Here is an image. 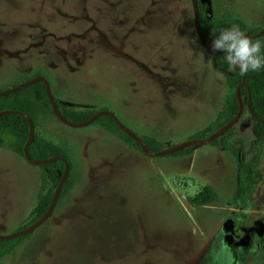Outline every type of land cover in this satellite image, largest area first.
<instances>
[{
  "label": "rangeland",
  "instance_id": "rangeland-1",
  "mask_svg": "<svg viewBox=\"0 0 264 264\" xmlns=\"http://www.w3.org/2000/svg\"><path fill=\"white\" fill-rule=\"evenodd\" d=\"M213 1L249 29L264 22V0ZM34 75L60 101L124 114L128 124L114 117L135 134L173 144L202 128L227 95L199 46L189 0H0V90ZM55 121L43 139L63 149L80 181L73 172L49 217L0 264H264L254 238L236 249L220 241L230 211L244 224L264 223L260 171L236 209L235 159L219 148L206 143L189 155L148 157L97 125ZM234 130L246 155V114ZM39 170L0 148V235L25 222ZM204 185L215 201L196 207L190 198Z\"/></svg>",
  "mask_w": 264,
  "mask_h": 264
},
{
  "label": "trees",
  "instance_id": "trees-1",
  "mask_svg": "<svg viewBox=\"0 0 264 264\" xmlns=\"http://www.w3.org/2000/svg\"><path fill=\"white\" fill-rule=\"evenodd\" d=\"M196 5L200 31L204 41L208 43L221 31L230 28L234 24L239 25L241 30L247 35H253L260 28L264 27L263 22L260 28L255 27L249 29L238 19L223 17L219 13L218 7L216 8L213 0H196ZM251 38L253 41L259 40L261 42V54L264 55V33L258 37ZM225 55L224 52L215 51L212 55H209V58L213 59L215 63L213 69L220 72L223 76V81L227 88V95L213 119L206 126L190 134L186 139L207 136L222 126L236 113L237 100L234 89L243 76L244 84L239 87V97L242 104V112L239 117H241L243 112L251 113L250 131L252 138L246 143L247 154L245 155L243 153L242 141L235 136L236 130L234 128L238 121L225 130L219 137L207 143L214 148L225 151L231 156L233 155L236 164L234 181L237 186L233 197H243L254 189L256 175L258 173V163L264 153V68H261L257 72L249 71L241 75L239 68L230 70ZM54 101L59 113L72 123H80L97 111L91 105L68 103L56 98H54ZM247 104L249 108H247ZM1 110H14L26 114L31 119L33 127L44 123L50 117L56 119L49 106L44 86L39 81L17 91L0 95ZM91 124L97 125L119 139L126 148L140 151L139 146L115 125L111 117L105 115L100 116L89 123V125ZM27 132V122L21 115L7 113L0 116V148L8 149L23 159L22 146L27 138ZM138 136L153 151H158L173 145V143L161 141L150 136ZM26 150L32 159L39 160L49 157H62L67 161L63 149L44 140L36 133L35 129ZM238 151L242 152L241 159L239 160L236 158ZM191 152L192 147L188 146L169 154V156H184L189 155ZM38 167L40 170L35 203L26 216L25 222L18 229L28 226L46 210L53 189L62 172L63 164L59 159H55L49 163L38 165ZM68 178L69 174L64 180L61 189L66 185ZM214 201L215 196L209 185H204L198 193L190 198V202L196 207L210 205ZM29 235L9 240H0V257L16 251L27 240Z\"/></svg>",
  "mask_w": 264,
  "mask_h": 264
},
{
  "label": "water",
  "instance_id": "water-1",
  "mask_svg": "<svg viewBox=\"0 0 264 264\" xmlns=\"http://www.w3.org/2000/svg\"><path fill=\"white\" fill-rule=\"evenodd\" d=\"M190 2V7H191V13H192V22H193V29H194V33L195 36L199 42V44L201 45V47L205 50V52L208 55H212L215 51L212 50L211 48V42H206L203 39L202 33L200 31V27H199V21H198V11H197V5H196V0H189ZM262 33H264V27L260 28L255 34L253 35H247L250 38L251 37H258L260 36ZM220 34V33H219ZM218 34V35H219ZM217 35V36H218ZM211 64L214 67L215 63L213 61V59H211ZM42 82L43 86H44V91L49 103V106L51 108L52 114L53 116L61 123L67 125V126H72V127H80V126H84L87 125L89 123H91L92 121H94L95 119H97L100 116H109L113 119L115 125L123 132L125 133L132 141H134L138 146L139 149L141 151L142 154H144L145 156L148 157H156V156H166L169 154H172L176 151H179L181 149H184L188 146H191L192 148H197L201 145H204L206 143H208L211 140H214L215 138L219 137L225 130H227L229 127H231L239 118V115L241 113L242 110V104H241V100L239 97V87L242 86L244 84L243 82V76L242 79L236 84L234 92H235V97L237 100V110L236 113L227 121L225 122L222 126H220L218 129H216L215 131H213L212 133L208 134L207 136H204L202 138H197V139H189V140H183L179 143L173 144L172 146L168 147V148H164L158 151H153L151 150L140 138L137 134H135L134 132H132L130 129H128L127 127H125L124 125H122L115 117L114 115L106 110V109H102V110H97L93 115H91L89 118H87L86 120L80 122V123H72L68 120H66L58 111L56 103L54 101L53 96L51 95V92L49 90V86H48V82L47 80L41 76V75H36V76H32L30 78L25 79L24 81L11 86L9 88H6L4 90H0V95L2 94H7V93H11L14 91H17L23 87H26L32 83L35 82ZM247 108H249V105L247 104ZM7 113H16L21 115L27 122V127H28V132H27V138L22 146V157L23 159L32 165H42V164H46L51 162L52 160L55 159H59L62 164H63V168H62V172L59 176V179L53 189L49 204L46 208V210L43 212V214L38 217L35 221H33L32 223H30L28 226L24 227V228H20L16 231H13L9 234L6 235H0V240H9V239H13L16 237H20V236H25L30 234L35 228H37L41 223H43L50 215V213L53 210V207L55 205V202L58 198L59 192L61 190V187L63 185L64 180L66 179L67 175H68V171H69V167H68V163L66 161L65 158L62 157H49L46 159H32L29 157V155L27 154V146L30 143L32 136H33V132H34V127L32 124L31 119L24 113L19 112V111H14V110H1L0 111V116L7 114ZM252 227L254 230H256L258 235H262L264 234V223L260 220V218L255 219L252 222ZM230 229H231V225L229 223H225L223 225V232H224V238L225 240L228 242L229 238H230ZM247 243V239L244 236L240 241H237L234 243V245H246Z\"/></svg>",
  "mask_w": 264,
  "mask_h": 264
},
{
  "label": "clouds",
  "instance_id": "clouds-1",
  "mask_svg": "<svg viewBox=\"0 0 264 264\" xmlns=\"http://www.w3.org/2000/svg\"><path fill=\"white\" fill-rule=\"evenodd\" d=\"M213 51L224 52L230 70L239 68L240 74L257 72L264 68V55L261 54V42L253 41L240 28L232 25L220 32L211 43Z\"/></svg>",
  "mask_w": 264,
  "mask_h": 264
},
{
  "label": "flooded vegetation",
  "instance_id": "flooded-vegetation-1",
  "mask_svg": "<svg viewBox=\"0 0 264 264\" xmlns=\"http://www.w3.org/2000/svg\"><path fill=\"white\" fill-rule=\"evenodd\" d=\"M199 46H201V45L199 44ZM210 61H211V58H210ZM211 67H213L212 64H211ZM247 110H249V109H247ZM241 112H242V110H241ZM243 114H246L248 116V118L250 120V127H251V113L250 112L249 113L243 112L241 117L243 116ZM241 117H239L237 121H239V119H241ZM187 137H185L184 140H189V139H186ZM195 139H197V138H195ZM236 158H237V160L240 159L238 157V152H237V157ZM261 161L262 162L264 161V155L262 156V158H260V163H261ZM262 169H263V167L260 165V170L258 169V173L256 175L255 185L257 184V180L259 179V171H260V179H264V174L261 173ZM235 174H236V169H235ZM236 189H237V186L235 184V191H236ZM253 190H255V189H253ZM238 192H239V190H238ZM252 192L253 191H251L250 193H252ZM249 194H245L243 197H233V195H232V199H233V202H234L233 205L235 206L236 209L240 207V204L242 203L243 199H245L246 196H248ZM252 221H251L250 224H244L245 222L237 216V213L235 211H230L229 212V216L226 218V221L222 224V228H221L220 241L223 243L224 246H226L225 248H227V247L231 248V249L232 248H235V249L236 248H245L246 246H249L250 241L252 240V238H254V240H257L256 243L254 244L255 245L254 247L256 249H258L259 248V244H260V252H264V245L261 244V242L264 240V234H262V235H258L257 234L256 230H254L252 225H251ZM225 223H229L231 225L230 238H229L228 242L225 240L224 232H223V225ZM244 236L247 239L246 245H244V246H242V245H234L235 242L240 241ZM217 248H220V247L218 246Z\"/></svg>",
  "mask_w": 264,
  "mask_h": 264
},
{
  "label": "crops",
  "instance_id": "crops-1",
  "mask_svg": "<svg viewBox=\"0 0 264 264\" xmlns=\"http://www.w3.org/2000/svg\"><path fill=\"white\" fill-rule=\"evenodd\" d=\"M114 115H115V117L116 118H119L120 120H124L126 123L128 122V120H130L126 115H124V114H120V115H118V113H114ZM126 116V120L124 119V117ZM214 117V116H213ZM213 117H211L208 121H207V123L204 125V126H206L212 119H213ZM56 119H54V118H51V119H48V121L46 122V124H44V125H42V126H40V131L39 132H37V127H36V133L40 136V137H47V136H51V134L49 133L50 132V128H52L53 126H55L54 124L56 123V121H55ZM58 121V120H57ZM128 124V123H127ZM130 127H132V128H135L136 130H139L138 128V126L136 127V126H134V125H129ZM203 126V127H204ZM69 127H72V126H69ZM81 127V126H80ZM200 129V128H199ZM198 130V129H197ZM196 131V130H195ZM194 132V131H193ZM192 133V132H191ZM111 135V134H110ZM146 135H148V136H151L150 135V133H146ZM113 136V135H112ZM96 137V136H95ZM102 138L101 139H103L104 140V143H106L107 144V147L108 148H110V149H113L115 152H125V153H127L126 151H125V149L124 148H116L115 146L116 145H118V143H117V141L114 139V138H109V137H107L108 139H105L103 136H101ZM48 138V137H47ZM116 138V137H115ZM119 140V139H118ZM159 140H162V139H159ZM53 144V143H52ZM55 145V144H54ZM56 146H58V145H56ZM114 146V147H113ZM59 147V146H58ZM61 148V147H60ZM193 149H196V148H193ZM193 149H192V151H193ZM192 153V152H191ZM190 153V154H191ZM15 154V153H14ZM68 161V160H67ZM68 164H69V172H68V174H69V176H71L72 177V174H73V172H74V174H75V176L76 175H78V179L80 178V175L81 174H78V173H76L75 171H73L72 170V164H71V162L70 161H68ZM69 179V178H68ZM79 181H80V179H79ZM68 182V181H67ZM67 184V183H66ZM66 186V185H65ZM64 186V187H65ZM70 186V185H69ZM68 186V187H69ZM74 188H76L75 186L74 187H72L71 189H70V191L69 192H71ZM68 192V193H69Z\"/></svg>",
  "mask_w": 264,
  "mask_h": 264
}]
</instances>
